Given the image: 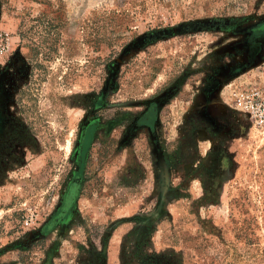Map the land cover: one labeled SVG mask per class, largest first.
Returning a JSON list of instances; mask_svg holds the SVG:
<instances>
[{
    "label": "rangeland",
    "instance_id": "374dc122",
    "mask_svg": "<svg viewBox=\"0 0 264 264\" xmlns=\"http://www.w3.org/2000/svg\"><path fill=\"white\" fill-rule=\"evenodd\" d=\"M231 85L264 90V0H0V264H264Z\"/></svg>",
    "mask_w": 264,
    "mask_h": 264
},
{
    "label": "built area",
    "instance_id": "2783aa9c",
    "mask_svg": "<svg viewBox=\"0 0 264 264\" xmlns=\"http://www.w3.org/2000/svg\"><path fill=\"white\" fill-rule=\"evenodd\" d=\"M229 98L235 110L243 113L254 129L264 134V90L257 86H230Z\"/></svg>",
    "mask_w": 264,
    "mask_h": 264
},
{
    "label": "trees",
    "instance_id": "16d2710c",
    "mask_svg": "<svg viewBox=\"0 0 264 264\" xmlns=\"http://www.w3.org/2000/svg\"><path fill=\"white\" fill-rule=\"evenodd\" d=\"M87 133L88 134L86 137V142H89V140L91 139L92 130H89V132ZM76 191H77V184L74 182L69 189V196H68L69 202L75 197ZM66 208H68L67 205L63 208V211L61 213L65 212Z\"/></svg>",
    "mask_w": 264,
    "mask_h": 264
},
{
    "label": "flooded vegetation",
    "instance_id": "af4514ba",
    "mask_svg": "<svg viewBox=\"0 0 264 264\" xmlns=\"http://www.w3.org/2000/svg\"><path fill=\"white\" fill-rule=\"evenodd\" d=\"M68 196H69V193L67 194V197H66V202H65V204H64L65 206H66V205L68 206V203H69V201H68ZM65 206H64V207H65Z\"/></svg>",
    "mask_w": 264,
    "mask_h": 264
}]
</instances>
